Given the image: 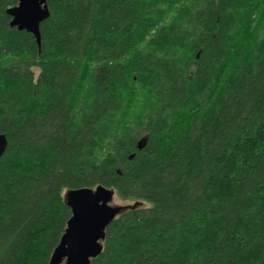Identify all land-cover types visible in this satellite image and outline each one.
<instances>
[{
	"label": "trees",
	"instance_id": "trees-1",
	"mask_svg": "<svg viewBox=\"0 0 264 264\" xmlns=\"http://www.w3.org/2000/svg\"><path fill=\"white\" fill-rule=\"evenodd\" d=\"M18 1L0 264H49L66 191L101 184L128 207L94 264H264V0H47L40 46Z\"/></svg>",
	"mask_w": 264,
	"mask_h": 264
},
{
	"label": "water",
	"instance_id": "water-1",
	"mask_svg": "<svg viewBox=\"0 0 264 264\" xmlns=\"http://www.w3.org/2000/svg\"><path fill=\"white\" fill-rule=\"evenodd\" d=\"M7 13L11 16L10 25L31 33L40 46L41 23L50 16L47 0H19L17 5L7 9ZM145 144V139L140 140L138 148H143ZM7 146L8 139L0 131V157ZM114 195L113 189L102 184L96 188L81 187L66 191L65 200L72 215L49 264H94L93 259L103 250L106 228L128 207L110 204Z\"/></svg>",
	"mask_w": 264,
	"mask_h": 264
},
{
	"label": "rangeland",
	"instance_id": "rangeland-1",
	"mask_svg": "<svg viewBox=\"0 0 264 264\" xmlns=\"http://www.w3.org/2000/svg\"><path fill=\"white\" fill-rule=\"evenodd\" d=\"M110 204H112L114 206H116V205H127V202H124V201L120 200L119 198L115 197V195H114V197H113L112 201L110 202Z\"/></svg>",
	"mask_w": 264,
	"mask_h": 264
}]
</instances>
